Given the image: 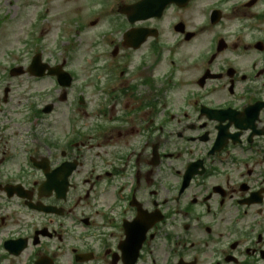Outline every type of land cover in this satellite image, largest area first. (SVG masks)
<instances>
[{
	"label": "flooded vegetation",
	"instance_id": "1",
	"mask_svg": "<svg viewBox=\"0 0 264 264\" xmlns=\"http://www.w3.org/2000/svg\"><path fill=\"white\" fill-rule=\"evenodd\" d=\"M128 28L86 70L85 107L52 102L37 160L76 167L65 200L0 142V264H264V0H178L139 49Z\"/></svg>",
	"mask_w": 264,
	"mask_h": 264
},
{
	"label": "rangeland",
	"instance_id": "2",
	"mask_svg": "<svg viewBox=\"0 0 264 264\" xmlns=\"http://www.w3.org/2000/svg\"><path fill=\"white\" fill-rule=\"evenodd\" d=\"M129 0H110L112 2L113 7H118L123 2H127ZM44 5L43 0H0V18L4 17L5 20L2 23L0 30L6 28L7 30H1L2 34L6 35V39L0 35V84L15 86V90L13 93L14 100L11 99L12 104L7 107H11L13 109L17 108V103H20L21 97L25 92L26 82L28 80H18V79H8L5 75L6 69L11 61L15 60H25L26 63L31 59L34 53H36L34 47H25L22 43L23 39H30V33L33 31L31 27V23L38 16L39 12L45 10L46 8H42ZM47 5V4H46ZM76 7V3L73 0H51L50 2V10L48 14L51 18L43 22L41 27H39L38 31L42 30V33H38L37 36L35 33L33 34L36 37L41 36L43 39L42 42V55L43 59L46 62H63L67 60L69 61V69L73 72H76L78 75L77 84L80 83L81 77L84 76V70L89 69V66L92 64V60L94 58V54L90 49H87L85 46L86 33H77L76 25H71L70 23H66V16L68 13L72 12ZM79 8L81 11L79 13L80 17L84 18L87 33L89 37H93L94 35H98L100 32L106 30L108 25L106 23L100 25L102 21L107 22L109 20V14L106 16L104 14V18L100 21L98 18V12L101 11V5H92L91 3L82 4ZM87 8L88 13L83 15V11ZM76 16L77 14H73ZM19 18H22V24H17L14 27H10L11 23L13 24L16 21H19ZM99 20L100 24L97 27L91 26L90 21ZM66 23V24H64ZM43 29H46L48 33H43ZM172 29V28H171ZM58 36L63 38V43L58 39ZM175 36V35H173ZM174 39V37L172 38ZM82 46V47H81ZM81 47V48H80ZM73 49H77L76 52H70ZM70 50V51H69ZM24 52L25 54H23ZM13 53L11 58L8 56ZM16 53V54H14ZM18 53V54H17ZM17 55V56H16ZM51 83L49 81H42L38 84L34 85L35 93L41 95L42 91L51 89ZM76 92V91H75ZM74 92V95L77 94ZM1 96V93H0ZM55 101L58 102L57 96H53ZM47 101L44 98L43 102ZM67 103H58V107H64ZM67 106V105H66ZM24 126H15L14 132L15 134L19 133L18 130H22ZM10 146L15 145V142L11 140V136L4 137Z\"/></svg>",
	"mask_w": 264,
	"mask_h": 264
},
{
	"label": "water",
	"instance_id": "3",
	"mask_svg": "<svg viewBox=\"0 0 264 264\" xmlns=\"http://www.w3.org/2000/svg\"><path fill=\"white\" fill-rule=\"evenodd\" d=\"M142 4H143V3H142ZM142 4H141V5H142Z\"/></svg>",
	"mask_w": 264,
	"mask_h": 264
}]
</instances>
